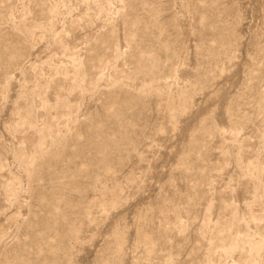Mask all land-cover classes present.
Segmentation results:
<instances>
[{
  "label": "rangeland",
  "instance_id": "rangeland-1",
  "mask_svg": "<svg viewBox=\"0 0 264 264\" xmlns=\"http://www.w3.org/2000/svg\"><path fill=\"white\" fill-rule=\"evenodd\" d=\"M0 264H264V0H0Z\"/></svg>",
  "mask_w": 264,
  "mask_h": 264
}]
</instances>
